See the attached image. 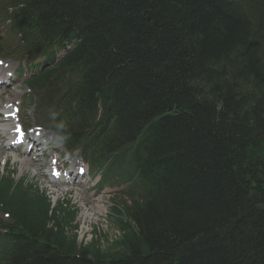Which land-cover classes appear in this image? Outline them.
<instances>
[{"label": "trees", "instance_id": "obj_1", "mask_svg": "<svg viewBox=\"0 0 264 264\" xmlns=\"http://www.w3.org/2000/svg\"><path fill=\"white\" fill-rule=\"evenodd\" d=\"M9 1L29 56L76 41L30 84L62 96L73 136L103 107L96 154L131 151L141 201L119 241L82 248L72 219L49 228L0 187L13 219L0 262L264 264V0Z\"/></svg>", "mask_w": 264, "mask_h": 264}, {"label": "rangeland", "instance_id": "obj_2", "mask_svg": "<svg viewBox=\"0 0 264 264\" xmlns=\"http://www.w3.org/2000/svg\"><path fill=\"white\" fill-rule=\"evenodd\" d=\"M21 90V88H20ZM24 102H26V99L24 100ZM32 114V110H29V118H32L31 116ZM10 158V163L8 164V167H6V171L8 170L9 174H13V177L18 180H26L27 182L35 185V186H40L42 189L46 187L44 181L42 180V177H40L42 174L38 173V169L32 165L30 163V161H26L28 162V169L26 167H24L23 165L19 164H14V157H16L15 154L9 155L3 151L2 149V153H0V158L4 157V158ZM21 160V159H19ZM29 160V159H26ZM41 164L43 166H41L42 169H45V167H49L48 164L45 163V161H42ZM26 169V171L24 170V168ZM28 171H34L38 174V176L36 178H34V176L28 172ZM27 178V179H26ZM39 181V183H38ZM118 189H112L111 187H109L107 189V193L110 191H116ZM84 193H81V196L84 197ZM74 197V198H73ZM77 198V193H75L74 195H72V199L70 200L69 203L71 204H62V205H69V206H75V204H78L77 207H81L82 204L88 206L87 211L90 212V217L88 216H84V212L86 210V208L82 207L81 209H83V211L81 212V214L79 213V218L77 220V222L80 224L81 229L80 230H74V233L77 234L78 236V241L80 243H89L91 242L90 240L92 239L91 237V230H93V232L95 233L96 231L99 232L100 230V234H98V239H101L102 242V246L106 247L108 246L111 242H115L117 240H119L120 238V231L119 229H116L115 227L113 228V221L110 219V210H108L107 212H102L100 215L95 214L94 211H92L93 208L96 207V203L94 204V200L93 201H89V200H85V202L83 203L81 200L76 199ZM56 199V196H55ZM64 203H67L66 201H63ZM94 227V228H92ZM86 232V234H83V232ZM105 234V236H104ZM104 237H106L107 239L105 240ZM95 238V236H94ZM93 238V240H94Z\"/></svg>", "mask_w": 264, "mask_h": 264}, {"label": "bare ground", "instance_id": "obj_3", "mask_svg": "<svg viewBox=\"0 0 264 264\" xmlns=\"http://www.w3.org/2000/svg\"><path fill=\"white\" fill-rule=\"evenodd\" d=\"M79 196H80V195L78 194V198H79ZM98 208H99L100 211H103L101 205H100V207H98Z\"/></svg>", "mask_w": 264, "mask_h": 264}]
</instances>
